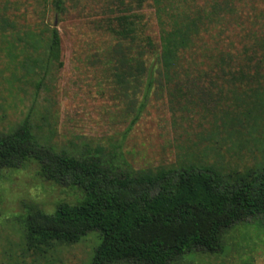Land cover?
Masks as SVG:
<instances>
[{
	"label": "rangeland",
	"instance_id": "rangeland-1",
	"mask_svg": "<svg viewBox=\"0 0 264 264\" xmlns=\"http://www.w3.org/2000/svg\"><path fill=\"white\" fill-rule=\"evenodd\" d=\"M125 13L138 15L145 34L159 42L152 2L139 8L133 0H65L64 11L56 12L50 0H0V18L15 20L22 32L46 37L57 26L63 61L46 71L38 61L42 47L19 53L17 34L0 31V132L30 114L42 140L70 150L85 143L118 149L135 171L196 163L229 175L262 165L264 79L249 86L232 84L218 76L216 63L230 52L237 65L252 57L254 70L264 55V0L238 2L237 11L213 25L197 48L186 52L180 81L153 84L130 130L142 86L132 98L126 96L106 62L117 42L110 26ZM260 66L264 70V63ZM39 170L36 161H28L0 171V264H87L99 244L98 232L75 244H57L46 254L26 250L21 222L26 205L36 203L52 213L60 202L82 197L80 189L48 180ZM175 264H264V220L229 230L222 252L199 253Z\"/></svg>",
	"mask_w": 264,
	"mask_h": 264
},
{
	"label": "trees",
	"instance_id": "trees-1",
	"mask_svg": "<svg viewBox=\"0 0 264 264\" xmlns=\"http://www.w3.org/2000/svg\"><path fill=\"white\" fill-rule=\"evenodd\" d=\"M241 1L185 0L187 4L181 5L173 0H133L139 8L154 3L160 24L158 43L145 34L146 25L138 15L117 17L116 25L110 26L117 42L106 62L126 96L132 98L140 86L143 90L128 130L145 108L153 84L180 81L186 52L194 51L198 40L237 11ZM50 2L56 12L64 11L65 0ZM0 31L17 34L19 53L42 47L38 61L44 70L53 62L63 65L57 26L44 37L32 30L22 32L5 15L0 18ZM218 59V76L232 84L249 86L264 79L260 66L264 55L253 71L252 57L239 65L230 52ZM28 161H36L46 179L80 189L82 197L75 203L60 202L52 213L36 203L26 205L21 222L27 251L46 254L57 244H75L98 232L99 244L87 264H175L199 253L222 252L229 230L264 220V163L229 175L196 163L135 171L121 150L87 143L70 150L42 140L30 114L16 127L0 132V171L19 169Z\"/></svg>",
	"mask_w": 264,
	"mask_h": 264
}]
</instances>
